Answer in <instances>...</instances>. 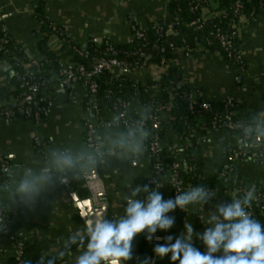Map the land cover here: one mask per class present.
I'll list each match as a JSON object with an SVG mask.
<instances>
[{"label": "crops", "instance_id": "1", "mask_svg": "<svg viewBox=\"0 0 264 264\" xmlns=\"http://www.w3.org/2000/svg\"><path fill=\"white\" fill-rule=\"evenodd\" d=\"M40 3L46 16L76 44H86L89 40L99 44H125L132 40L136 26L148 28L160 23L168 24L173 18L170 0H0V22L28 58L42 56L45 36L37 32L40 23L34 15ZM237 44L244 67L217 52L204 49L172 65L183 70L184 84L199 88L204 99L215 103L234 101L239 115L259 121L255 130L256 141L244 142L230 131L209 132L197 155L198 173L216 177L222 168L231 166L233 176L244 179L248 184L264 185V161L259 159L260 151H264V9L259 11L254 21L240 24ZM47 46L59 57L64 68L73 65L57 36L48 38ZM114 72L147 81L159 78L162 69L151 65L145 69ZM13 75L12 64L0 62V97L8 94ZM51 78L50 86L44 85L40 90L44 97L54 101L51 112L43 121L36 123L24 116L10 120L0 118V152L10 160L8 184H0V206L14 214L13 222L18 235L26 241V253L31 264H48L49 260L54 264H75L84 248L69 245L67 241L77 230L85 229L86 221L73 194L80 201L92 200L95 208L105 204L108 208L106 219L111 220L124 214L125 198L131 187L148 185L154 188L159 182L163 185L159 191L164 199H173L172 177L167 171L155 173L145 141L148 136L143 132L129 134L116 123L118 114L101 98L102 120L113 125L99 130V143L107 153L97 160H89L85 123L91 119L98 120L87 111L88 91L78 77L68 82L53 72ZM159 99L165 100L162 95ZM128 110L133 115L142 116L148 112L139 104H129ZM169 111L170 106L160 112L161 125L166 128L161 146L167 158L181 162L186 157L180 133L169 121L174 120ZM201 121L194 119L192 127H202ZM35 138L46 142L42 152L35 145ZM137 144L140 145L139 151L134 150ZM238 146L246 148L249 155L232 160L224 149ZM53 153L71 156L72 165H59ZM41 177L46 179L41 180ZM25 178L35 179L39 184L38 193L32 197L18 191ZM145 197L146 194L141 193L135 199L143 200ZM231 199V193L222 192L203 208L190 205L187 212L179 208L170 212L168 215L175 217L174 226L168 231L158 230L150 241L146 234L136 236L132 245L133 258L126 264H141L148 256L155 257L157 264H172L170 254L162 259L156 257L154 246L164 244V238L169 235L179 236L185 230L186 219L192 223L196 234L203 233L208 212L214 211L219 204L231 203ZM86 243L85 239V246ZM193 244L202 253L206 252V247L196 236ZM0 249V264H16L1 222Z\"/></svg>", "mask_w": 264, "mask_h": 264}, {"label": "trees", "instance_id": "2", "mask_svg": "<svg viewBox=\"0 0 264 264\" xmlns=\"http://www.w3.org/2000/svg\"><path fill=\"white\" fill-rule=\"evenodd\" d=\"M237 3H239L238 7L236 6ZM43 7V4L40 3L34 14L40 23V34L45 36L41 50L44 59L38 66L34 67V82H37L41 88L44 85L50 86L53 72L57 73L60 68L59 57L47 46L48 38L53 35L59 38L66 53L71 57L73 63L71 69L83 65L90 70L95 60L101 57H117L133 66L136 62L141 64L146 62L147 66H158L162 69L159 78L147 81L134 80L128 75L116 74L114 71L99 75L95 77V81L98 84V96L108 104L112 111L118 114V121L121 122L132 120L134 123H139L142 117L148 116L150 113L161 118L160 112L170 106L169 113L174 117V120L169 121L180 133L186 157V163L183 165L180 174L187 183L192 187L204 186L219 193L236 192L238 198L242 197L252 186H255V196L264 198V185L259 183L248 184L244 179L236 176L226 178L220 175L222 172L227 176L231 175V166L222 168L219 176L216 177H208L198 173L196 159L200 144L196 138L190 136L194 119L190 115L191 101L189 96L193 89L183 84V70L172 65L173 62L186 58L201 49L217 52L229 59L228 52L222 46L221 36L232 35L235 30L233 24L235 22L238 23L240 16L246 22L254 21L259 11L264 9V0H170V13L174 22L171 33L168 32L169 28L164 25H154L148 28L136 26L132 40L125 44H113L111 42L99 44L93 40H89L86 44H76L60 26L55 25L46 16ZM204 10H207V13ZM175 19L177 20L175 21ZM198 20L204 21L201 28L198 27V24H193ZM5 36L9 37L7 42L3 40ZM232 39L234 43L238 42V37H233ZM0 62L11 63L14 70L8 94L0 97V109H13L17 111L15 117L24 116L21 111L17 110L18 107H12L11 104L15 100L19 101L22 97V92L24 91V89L20 88L23 82L22 76L28 71V68H25L23 63H30V60L22 54L20 46L12 35L4 31L2 22H0ZM239 65L244 67L245 63L242 61ZM133 66L129 70H133ZM80 80L84 84V79L80 78ZM160 95L163 96L164 101L159 99ZM44 102L42 101L41 104H44ZM122 103L139 104L146 107L148 112L144 116L131 113L123 114L121 113ZM210 105L211 109L206 111L200 126L202 125L211 132L230 131L240 136L244 142L257 139L256 132L246 130L247 125H258L259 121L253 117L239 114L233 115L231 121L242 122L243 127L241 128H233L226 124L228 121L224 119V116L236 109L234 101L210 102ZM93 106L94 102L88 96L86 107L95 109ZM160 107H162L160 112H157ZM200 109V104H194L195 111ZM45 118L46 115H42L41 120L43 121ZM102 128L99 127V130H102ZM147 128L149 132L158 133L160 137L161 150L159 158L152 157V165L154 166L157 159H159L162 164L161 167L165 171L175 162V160L166 157L165 149L161 146L166 128L162 127V125H156L154 121L148 119ZM125 130L129 132L127 128ZM246 136H249V138L246 139ZM145 141L147 146H149V137H146ZM239 148V146L226 147L224 151L233 160L234 154L232 150H239ZM248 155L249 153H247ZM245 157L243 156L242 158ZM3 161L7 162L5 167L3 166ZM9 166V158L0 152L1 185L8 184L7 168ZM173 190H175L174 187ZM0 208L5 213V221L8 224L10 234L14 237V240L9 239L11 247H13L15 242L26 246V241L18 235L17 228L12 221L14 214L2 206ZM247 210L254 219L264 224V204L254 199L252 206ZM24 259L27 264H31L27 253H25Z\"/></svg>", "mask_w": 264, "mask_h": 264}, {"label": "clouds", "instance_id": "3", "mask_svg": "<svg viewBox=\"0 0 264 264\" xmlns=\"http://www.w3.org/2000/svg\"><path fill=\"white\" fill-rule=\"evenodd\" d=\"M139 149V144L134 146V150ZM53 155L59 165L73 163L69 155ZM162 186L157 182L154 188L148 185L131 187L125 198L124 214L119 218L110 220L96 216L88 219L85 229L77 230L67 241L69 245L84 248L75 264H126L133 258L132 245L136 236L146 234L150 241L158 230L168 231L174 226L175 217L168 215L170 212L177 208L187 212L190 205L203 208L216 195L204 186H195L177 193L174 199L165 200L159 191ZM18 191L32 197L38 193L39 184L35 179L25 178ZM255 192L252 186L242 197L231 199V203L217 205L214 211L208 212L204 222L207 227L201 234H196L192 223L186 219L185 230L179 236L169 235L164 238V244L154 246L155 256L162 259L170 254L172 264L177 261L178 264H264V224L247 210L252 206ZM141 193L146 194L145 199H135ZM194 236L202 241L206 252L194 246ZM48 264L54 262L49 260ZM141 264H149V260L146 258Z\"/></svg>", "mask_w": 264, "mask_h": 264}, {"label": "built area", "instance_id": "4", "mask_svg": "<svg viewBox=\"0 0 264 264\" xmlns=\"http://www.w3.org/2000/svg\"><path fill=\"white\" fill-rule=\"evenodd\" d=\"M236 6H239V3L236 4ZM205 13H207V10H204ZM220 14V13H219ZM176 16V15H175ZM177 19H175L176 21ZM198 20L197 22H194L193 24H198V27H202V23L204 21ZM244 18L240 16V20L238 23H234L233 27L235 28L234 32L232 33L231 36H221V41H222V46L225 48V50L228 52L229 60L236 64H240L243 61V57L241 54L240 49L238 48V42L234 43L233 42V37H238L239 36V26L244 22ZM174 22L173 19L168 23H160L157 24L158 26L164 25L169 28L168 32H172V26ZM4 31L9 32L6 27L3 25ZM39 30L37 29V32ZM4 42H7L9 40V37H4L3 38ZM191 55V54H190ZM189 55V56H190ZM188 57V56H187ZM44 58L41 56L40 58H29L30 63H23V66L25 68H28V71H26V74L22 76V84L20 88L24 89L22 92V97L19 101L15 100L12 102V107H18L17 110L21 111L24 115L25 118L32 119L36 123H40L42 120V115H48L53 106H54V101L52 98L49 97H44L41 93V87L37 82H34V67L38 66L40 62ZM133 65H130L126 61H123L117 57H101L97 58L94 62L93 67L88 70L86 69L83 65L77 66L75 69L70 68H64L63 65L60 64V68L57 71V75L63 79L64 81H70L76 77L78 78H83L84 79V86L88 91V96H90V99L92 102H94V108L87 107V111L89 114L95 118H97L95 121L93 119L88 120L85 123V128H86V143L89 149V153L87 155V158L89 160H97L101 157H103L104 154L107 153L106 150H104L100 143H99V127H110L113 125L112 122H107L102 120L101 117V108L99 105V100L100 97L98 96V84L95 81V77L105 73V72H112L114 70H122V71H130L129 69ZM31 67V68H29ZM133 69H145L148 66L146 65V62H143L142 64L139 62H136L133 66ZM184 84V81H183ZM193 90L190 93L189 99L191 101L190 104V112L193 117V119H201L203 120V117L206 114V111H209L211 109L210 101L204 99L203 93L199 88H192ZM42 101H45L44 104H41ZM200 104L201 109L198 111L194 110V104ZM121 113L123 114H128L130 113L128 110L129 104L122 103L121 105ZM162 107L157 110V112H160ZM16 110L13 109H0V118L1 119H6L10 120L15 118ZM237 110L235 109L234 111L226 114L224 116V119L228 122L226 124L228 126H231L233 128H241L243 127L242 122H232L231 118L233 115H237ZM147 119L152 120L155 122L156 125H161L162 121L161 118L157 115H154L150 113L148 116L142 117L139 123H134L132 120H125L124 122L118 121L117 124L121 125L129 130V134H138L140 132L147 133V136L149 137V152L151 153L152 157H158L159 158V153H160V137L158 133L155 132H149L147 128ZM256 127L257 126H252V125H247L246 130H250L252 132H256ZM202 129V130H201ZM211 132L207 128L202 127H194L192 132L190 133V136L193 138H196L199 142V144H203L207 141V135L208 133ZM249 138V136H246V139ZM35 145L37 146L39 151H43V148L46 147V142H43L40 138H35ZM250 141H256V139H251ZM241 149V150H240ZM234 154V159H241L243 156H247V149L240 147L239 150L234 149L232 150ZM259 159L264 161V151L261 150L259 153ZM186 163V158L182 160L181 162H174L172 166L168 167L165 171L169 172L172 177V185L175 188L173 190V199L180 192L187 191L190 187H192L189 183L185 181L184 178L181 177V171L183 169V165ZM7 165V162L3 161V166L5 167ZM162 164L157 159V162L154 164L153 168L155 170L156 174L163 173V168L161 167ZM221 176H224L226 178H233L234 176L231 174L229 176L225 175L223 172L222 174L220 173ZM154 181L151 180V183ZM216 195L219 193L218 191L210 190ZM232 194L233 199L238 198L236 196V192H229ZM216 195L213 197L215 198ZM212 198V199H213ZM255 200L258 201L261 204H264V198L255 196ZM0 222H1V228L3 233L11 240H14V237L10 234L8 224L5 221V213L0 208ZM12 221H14V216L12 218ZM14 251V256H15V262L16 264H27L24 256L26 253V246H24L22 243H13L12 247ZM149 260V264H157L155 257L148 256L146 257ZM145 258V259H146Z\"/></svg>", "mask_w": 264, "mask_h": 264}, {"label": "water", "instance_id": "5", "mask_svg": "<svg viewBox=\"0 0 264 264\" xmlns=\"http://www.w3.org/2000/svg\"><path fill=\"white\" fill-rule=\"evenodd\" d=\"M75 200L79 203V206L82 210V216L87 221L88 219H94L96 216H104L106 218L107 215V206L102 204L100 208H95L92 200H83L80 201L76 194H73Z\"/></svg>", "mask_w": 264, "mask_h": 264}]
</instances>
